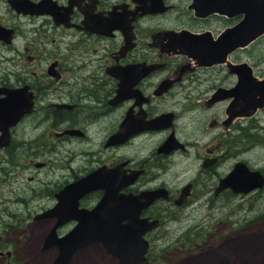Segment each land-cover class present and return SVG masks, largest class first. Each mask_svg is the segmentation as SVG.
I'll list each match as a JSON object with an SVG mask.
<instances>
[{"label": "flooded vegetation", "instance_id": "obj_1", "mask_svg": "<svg viewBox=\"0 0 264 264\" xmlns=\"http://www.w3.org/2000/svg\"><path fill=\"white\" fill-rule=\"evenodd\" d=\"M19 1L22 2V0ZM28 1L32 2V7L16 8L11 0H8L9 9L13 12L11 14L20 25L10 26L1 23L0 20V26L9 31L8 40L0 38V41L9 46L7 51L13 54L19 52L16 46L19 37L28 38L37 32L46 31L43 36L40 34L33 36L36 41L33 45L28 41L29 46L21 52L18 60L15 55L5 58L7 62H12L14 65L8 78L0 82V89H7L10 95L19 100L16 111H23V114L18 123L10 128V144L0 146V150L9 152L10 162H12L15 153L54 152L60 148L59 143L61 142L72 143L67 151L76 152L79 156L67 165L65 164L67 160L55 165V169H60V171L55 170L52 173L60 172V178L46 181L42 184V189L33 188V197L53 199L50 206L35 211L34 219L37 222L50 220L54 227L58 218L39 219L38 217L56 206L59 201L58 194L63 189L89 173L105 167L109 170L118 169L122 178L128 176L131 179V183L119 191L121 194L137 196L149 191L161 192L160 196L143 210L141 217L160 219L162 226L164 224L161 218L163 213L158 209L161 203L166 205L173 203L182 208L188 206L194 196V183L184 185L177 192H173L166 181L156 183L159 177L154 170L163 169L162 159L168 157L173 161L174 157H171L174 154L181 153L180 149L186 150V144L176 135L175 126L178 118L184 117L186 112L187 117L191 116L196 110L214 107L227 99H232L233 102L235 100L236 103L235 94L219 99L218 92L223 89L232 91L236 88L240 81L239 76L229 66L227 78L233 75L234 82L225 87L218 85L219 87L211 93L209 98H198L192 106L183 104L179 111L166 109L164 104L173 99L177 105L176 97L181 94L179 87L185 88L187 81L191 82L190 79H199L200 70L213 69L227 62L229 63L227 65L243 62H230L229 58L237 52L236 50L228 55L225 63L202 64L200 60L189 55L185 46L179 42L186 32L196 35L208 33L211 38L217 39L226 28L238 23V17L230 18L220 12L202 15V7L196 6L197 0H160V3H155L161 10L154 13L144 12L147 5L142 0ZM42 7L46 9L52 7L55 11L47 12ZM4 15L5 13L0 15V18ZM50 20L55 26L63 28L65 35L70 36L66 41L56 39V43H63V45H58L57 52L43 55L40 48L42 45L46 48V43L49 41L42 43L39 39L48 40L50 36H53L49 31ZM250 67L256 76L254 68L251 65ZM123 80L126 86L122 90L124 93H120ZM4 96V93L0 95V97ZM232 101L231 104H233ZM27 103H32V106L20 105ZM159 117H169L172 124L164 127L153 124V120ZM127 119L131 121L130 130L126 128ZM224 119L225 117L222 119V124H224ZM237 119H239L238 116L236 119H227L225 123L231 126ZM31 122H34L32 126ZM216 124L217 121L214 119L212 126ZM21 127L24 128L23 131ZM197 128L201 129V126ZM31 130H34V133ZM68 130L74 132L69 133ZM166 131L170 134L159 145L155 155L150 154L139 162H134L126 154L123 158L117 157L118 152H122L137 139L144 137L152 139L160 132ZM120 132H123V136L114 141L113 136ZM46 134L59 143L51 142ZM75 139H80V141L73 142L72 140ZM113 153L115 154L112 155ZM154 156L155 161L152 160ZM219 158V155L211 157L209 154L204 157L203 167L211 170L221 162L222 158ZM6 160H8L7 155L0 158V163ZM76 160H85L91 166H86L82 171L79 167H75ZM7 162L9 164L7 169L0 167V171L3 169V177L0 176V187H4L3 190L8 193L5 203L6 200H13L14 183L18 185L17 175L20 169L24 168L19 163L18 156L17 161ZM239 162H244L250 169L255 170L245 161L236 162L234 167ZM28 164L34 166L36 170L47 168L49 165L47 161L33 159H29ZM227 175L219 178L215 188L216 195L225 190L236 195L250 194V192H234L230 187L216 193L221 180ZM33 178L30 177V179ZM186 188L189 190L185 191ZM104 194V189H96L84 194L80 198V208L94 209ZM197 203L198 198L192 202L189 209L193 207L196 209ZM69 224L72 226L67 231L57 230L60 237L70 232L78 221H67L58 229ZM160 227L147 234L151 247L146 254L147 260L143 264H170V258L165 257L159 250L156 255L153 254L155 245H152L151 235ZM2 238L0 235V243ZM43 245L42 251H46ZM194 246L197 249H203L209 245L184 243L174 248L189 252ZM52 248L57 250L58 255L59 249ZM95 248L103 251L104 258L121 264L120 259L110 253L101 243H94L78 250L74 254V261L78 264L75 259L78 254ZM170 249L171 247H166L164 250L169 251ZM161 259L165 261L162 262ZM0 264H17L13 245H0Z\"/></svg>", "mask_w": 264, "mask_h": 264}, {"label": "rangeland", "instance_id": "obj_2", "mask_svg": "<svg viewBox=\"0 0 264 264\" xmlns=\"http://www.w3.org/2000/svg\"><path fill=\"white\" fill-rule=\"evenodd\" d=\"M1 2L0 15L5 13L0 18L1 23L10 26L20 25L11 14L13 12L9 9L8 0ZM240 18L238 17L237 20ZM49 24V31L53 36H50L48 40L39 39L42 43L49 41L46 43V48L44 45L40 48L43 55L57 52L58 45L63 43H56V39L66 41L70 36L65 35V30L55 26L51 20ZM37 34L43 36L46 31L37 32L28 38L19 37L16 43L19 52L16 54L7 51L10 47L0 41V82L8 78L13 70L14 63L7 62L5 58L15 55L18 60L21 52L29 46L28 41L32 45L36 42L33 36ZM229 59L230 62H248L254 68L256 76L263 78L264 36L248 47L237 50ZM227 63L213 69L200 70L199 79H190L191 82L187 81L185 88L179 87L181 94L176 97L177 105L171 99L165 102L164 108L179 111L183 104L192 106L198 98H209L211 93L219 87L218 85L225 87L233 83L235 80L233 75L227 78L229 73ZM231 101L232 99H227L214 107L196 110L191 116L187 117L186 112L184 117H179L175 126L176 135L186 144V150L180 149L181 153L174 154L171 157H174L173 161L168 157L163 158V169L154 170L159 177L156 183L166 181L173 192H177L188 183H194L192 202L198 198L196 209L195 207L189 209L192 202L182 208L173 203H171L173 207L163 203L158 206L163 213L160 217L164 224L151 235L152 245H155L153 254L156 255L160 251L165 257L170 258V264H264V188L247 195L232 194L233 192L229 190L219 195L215 194L219 178L227 175L238 161H245L251 168L264 172V107L250 115L249 109L245 110L246 103L243 99L236 100V103L234 100L233 104ZM227 108L231 110L230 113ZM232 112H238L241 116H238L239 119L229 126L225 121L234 115ZM224 117V124H222ZM214 119L217 124L212 126ZM33 123L31 122L30 125L32 126ZM197 126H201V129ZM238 127L242 129L238 130ZM23 129L21 127V131ZM31 132L34 133V130ZM169 134L170 132L166 131L160 132L152 139H145V137L137 139L122 152H118L117 157L123 158L126 154L134 162H139L150 154L155 155L157 148ZM46 137L53 143H59L48 134ZM72 141L79 142L80 139ZM59 145L60 148L54 152L15 153L13 161H17L18 156V161L24 168L20 169L17 175L18 185L14 183L12 201L6 200L5 203L8 193L3 190L4 187H0V209H2L0 210V235L3 237L0 245H13L17 264H53L57 257L56 249L42 251V245L53 227V222L50 220L37 222L33 216L36 210L50 206L53 199L33 197V188L42 189V184L46 181L60 178V172L52 173L56 170V164L67 160L65 163L67 165L75 158H79L76 152L67 151L72 143L60 142ZM209 154L211 157L219 155L222 158L221 162L211 170L203 167L204 157ZM6 155L8 160L0 163L3 169L9 167L7 161L10 162V155L9 152L0 150V158ZM29 159L47 161L49 165L47 168L36 170L34 166L28 164ZM155 159L154 156L152 160L155 161ZM74 165L82 171L86 166H91L85 160H76ZM3 169L0 171L1 177H3ZM30 177L34 178L30 179ZM211 202H213L212 205ZM11 226L14 227L11 228ZM71 226V224L62 226L58 231H67ZM184 243L209 246L203 249H197L194 246L189 252L174 248ZM166 247L171 249L165 251ZM75 259L78 264H116L115 260L104 258L100 248L89 249L78 254ZM161 261L164 262L165 259Z\"/></svg>", "mask_w": 264, "mask_h": 264}, {"label": "water", "instance_id": "obj_3", "mask_svg": "<svg viewBox=\"0 0 264 264\" xmlns=\"http://www.w3.org/2000/svg\"><path fill=\"white\" fill-rule=\"evenodd\" d=\"M142 2L147 5L144 12L154 13L161 10L155 3H160V0H142ZM197 2L196 6L202 7V15L220 12L230 17L243 16L235 26L224 30L216 40L208 33L196 35L186 32L187 34L182 36L183 39L179 43L185 46L189 55L200 60L202 64L225 62L230 53L264 35V0H197ZM11 3L16 8L32 7V2L28 0L22 2L11 0ZM44 9L47 12L55 11L52 7ZM8 33V30L0 26V38L8 40ZM232 70L238 74L240 81L232 91L220 90L218 98L235 94L238 100L245 101L246 111L253 110L250 113L252 115L258 108L264 106V79H257L248 63L232 65ZM125 86L123 80L120 93ZM3 93L5 96L0 97V146H8L10 128L18 123L23 111H16L19 100L15 96L10 95L7 89H0V95ZM20 105L31 107L32 103ZM153 124L164 127L171 125L172 122L169 117H159L153 120ZM130 126L131 121L127 119L126 128L130 130ZM120 136H123V132L116 134L112 139L117 141ZM130 181L128 176L122 178L118 169L109 170L104 167L80 178L58 194L59 201L56 206L38 217L39 219L58 218L57 224L48 233L43 247V249L52 247L59 249V256L54 264H76L73 261L74 254L94 243L103 244L110 253L120 259L121 264H142L147 260L146 254L151 247L147 234L160 226V220L141 217V214L160 196L161 192L149 191L137 196L119 193L123 187L131 183ZM229 187L234 192L249 193L264 187V174L259 170L250 169L244 162H239L233 171L221 180L217 193ZM96 189L105 190L97 206L92 210L80 208V198ZM187 190L189 188L185 189ZM71 220H77L78 224L60 237L57 232L58 227Z\"/></svg>", "mask_w": 264, "mask_h": 264}, {"label": "bare ground", "instance_id": "obj_4", "mask_svg": "<svg viewBox=\"0 0 264 264\" xmlns=\"http://www.w3.org/2000/svg\"><path fill=\"white\" fill-rule=\"evenodd\" d=\"M257 110H258V109H257ZM249 111L252 113L253 110L250 109ZM230 112H231V110L228 109V113H230ZM253 114H254V113H253ZM236 116H241V115H240L239 113H238V114L236 113V114H234L233 116H230L229 119L234 118V117H236ZM237 193H240V192H237ZM242 193H244V192H242Z\"/></svg>", "mask_w": 264, "mask_h": 264}]
</instances>
